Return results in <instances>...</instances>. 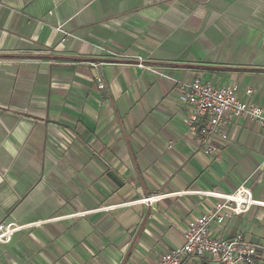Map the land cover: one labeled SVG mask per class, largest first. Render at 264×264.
I'll return each mask as SVG.
<instances>
[{"label":"crops","instance_id":"0c3cea01","mask_svg":"<svg viewBox=\"0 0 264 264\" xmlns=\"http://www.w3.org/2000/svg\"><path fill=\"white\" fill-rule=\"evenodd\" d=\"M196 79L264 107V0H0V264H156L208 194L264 201V128L203 155L178 100ZM237 234L264 248V207L210 226Z\"/></svg>","mask_w":264,"mask_h":264},{"label":"built area","instance_id":"2783aa9c","mask_svg":"<svg viewBox=\"0 0 264 264\" xmlns=\"http://www.w3.org/2000/svg\"><path fill=\"white\" fill-rule=\"evenodd\" d=\"M177 88L180 104L188 107L185 128L203 155L216 151L215 142L226 139L223 127L236 119L243 118L264 128V107L241 100L236 85L217 88L212 83L196 79L191 83H178ZM245 94L249 96L251 90L246 89ZM208 195L218 197L219 201L208 213L190 220L183 231L182 244L162 254L156 264H187L193 259L211 260L218 264H256L263 246L244 242L240 234L231 240L213 238L210 226H222L225 220L246 214L253 207H264V201L253 199L245 182L229 194ZM160 197L153 195L141 201H157ZM84 215L85 212L79 214ZM16 229L14 224H0V243L7 242Z\"/></svg>","mask_w":264,"mask_h":264}]
</instances>
